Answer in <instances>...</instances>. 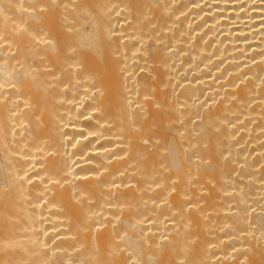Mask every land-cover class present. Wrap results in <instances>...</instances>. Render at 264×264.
<instances>
[{"label":"bare ground","instance_id":"obj_1","mask_svg":"<svg viewBox=\"0 0 264 264\" xmlns=\"http://www.w3.org/2000/svg\"><path fill=\"white\" fill-rule=\"evenodd\" d=\"M0 247L264 264V0H0Z\"/></svg>","mask_w":264,"mask_h":264},{"label":"rangeland","instance_id":"obj_2","mask_svg":"<svg viewBox=\"0 0 264 264\" xmlns=\"http://www.w3.org/2000/svg\"><path fill=\"white\" fill-rule=\"evenodd\" d=\"M5 251H7V253H5ZM8 252H9V249L8 248H3V249H1V247H0V258L1 257H3V256H6L5 254H7L8 255ZM4 253V254H3ZM2 254V255H1Z\"/></svg>","mask_w":264,"mask_h":264}]
</instances>
